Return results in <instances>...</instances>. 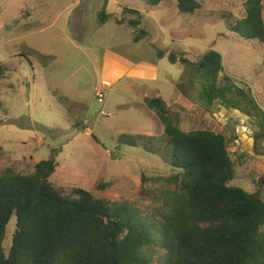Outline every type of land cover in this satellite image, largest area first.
<instances>
[{
    "label": "rangeland",
    "instance_id": "rangeland-1",
    "mask_svg": "<svg viewBox=\"0 0 264 264\" xmlns=\"http://www.w3.org/2000/svg\"><path fill=\"white\" fill-rule=\"evenodd\" d=\"M199 1L200 9L182 13L176 0L157 6L143 0H0V63L7 68L0 79V172L29 174L36 162L56 154L49 181L66 195L84 188L157 220L167 188L157 178L174 170L159 154L119 139L163 137V126L144 105L146 97L161 96L182 129L226 135L235 169L229 185L247 192L261 187L264 139L255 141L257 120L219 101L208 109L195 63L209 50L219 52L217 85L227 75L231 85L250 87L264 110V43L230 31V23L245 16L246 0ZM135 19L138 25L130 26ZM15 222L12 216L6 227V252ZM161 253L155 249L152 264H160Z\"/></svg>",
    "mask_w": 264,
    "mask_h": 264
},
{
    "label": "trees",
    "instance_id": "trees-1",
    "mask_svg": "<svg viewBox=\"0 0 264 264\" xmlns=\"http://www.w3.org/2000/svg\"><path fill=\"white\" fill-rule=\"evenodd\" d=\"M143 1L157 6L164 0ZM176 3L182 13L202 6L199 0ZM124 11L138 13L129 7ZM129 25L137 26L138 20ZM229 26L243 39L264 43V0H246L245 16ZM195 64L203 104L210 109L219 101L240 110L257 120L255 141L264 139V110L250 87L247 93L231 85L227 75L225 83L217 85L222 55L209 50ZM6 70L0 63V79ZM144 105L163 126V137L123 134L119 142L157 153L173 168L170 176L157 178L167 186L160 218L150 221L127 203H109L80 187L66 195L49 181L58 167L53 154L36 162L32 173L11 168L0 172V264H152L156 248L162 252L160 264H264V181L254 192L229 185L235 169L226 135L182 129L161 96L146 97ZM12 216L15 230L6 252Z\"/></svg>",
    "mask_w": 264,
    "mask_h": 264
},
{
    "label": "built area",
    "instance_id": "built-area-1",
    "mask_svg": "<svg viewBox=\"0 0 264 264\" xmlns=\"http://www.w3.org/2000/svg\"><path fill=\"white\" fill-rule=\"evenodd\" d=\"M102 84L105 85V86L108 85V83H107L106 81H103ZM100 90H101V91H99V93H98V97H99V98H102V97L104 96V94H103V92H102V89H100Z\"/></svg>",
    "mask_w": 264,
    "mask_h": 264
},
{
    "label": "crops",
    "instance_id": "crops-1",
    "mask_svg": "<svg viewBox=\"0 0 264 264\" xmlns=\"http://www.w3.org/2000/svg\"><path fill=\"white\" fill-rule=\"evenodd\" d=\"M107 82V81H106ZM108 83V82H107ZM180 98V97H179ZM168 105H170V103H167ZM242 150H244V149H242Z\"/></svg>",
    "mask_w": 264,
    "mask_h": 264
}]
</instances>
